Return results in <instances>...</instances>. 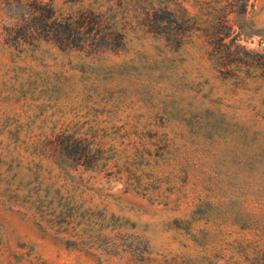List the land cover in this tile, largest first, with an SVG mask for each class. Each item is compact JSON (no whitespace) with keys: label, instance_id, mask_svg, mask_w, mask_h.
Instances as JSON below:
<instances>
[{"label":"rangeland","instance_id":"rangeland-1","mask_svg":"<svg viewBox=\"0 0 264 264\" xmlns=\"http://www.w3.org/2000/svg\"><path fill=\"white\" fill-rule=\"evenodd\" d=\"M236 1L220 69L218 0H0V264H264V0Z\"/></svg>","mask_w":264,"mask_h":264},{"label":"trees","instance_id":"trees-1","mask_svg":"<svg viewBox=\"0 0 264 264\" xmlns=\"http://www.w3.org/2000/svg\"><path fill=\"white\" fill-rule=\"evenodd\" d=\"M218 4L220 5L218 8H213V23L203 28L202 31L204 36L216 40V42H211L212 47L208 51V58L216 63L217 67L224 69L227 65L226 60L231 53L225 38L230 36L232 29L230 17L238 13L236 12L238 4L236 0H218ZM44 27H55L59 41L69 45L74 44L75 36H88L97 30V28L87 26V24L84 26L83 23L76 21L67 24L60 20L54 21L52 26ZM215 43H217L216 46Z\"/></svg>","mask_w":264,"mask_h":264}]
</instances>
